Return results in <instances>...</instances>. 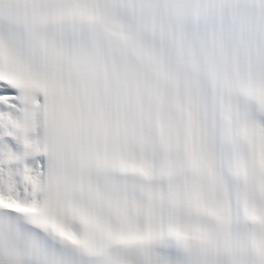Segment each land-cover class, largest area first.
I'll return each mask as SVG.
<instances>
[{
    "label": "snow or ice",
    "instance_id": "snow-or-ice-1",
    "mask_svg": "<svg viewBox=\"0 0 264 264\" xmlns=\"http://www.w3.org/2000/svg\"><path fill=\"white\" fill-rule=\"evenodd\" d=\"M0 264H264V0H0Z\"/></svg>",
    "mask_w": 264,
    "mask_h": 264
}]
</instances>
